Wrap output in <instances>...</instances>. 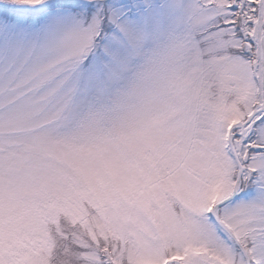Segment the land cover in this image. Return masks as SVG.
Segmentation results:
<instances>
[{
	"label": "snow or ice",
	"instance_id": "snow-or-ice-1",
	"mask_svg": "<svg viewBox=\"0 0 264 264\" xmlns=\"http://www.w3.org/2000/svg\"><path fill=\"white\" fill-rule=\"evenodd\" d=\"M0 264H264V0H0Z\"/></svg>",
	"mask_w": 264,
	"mask_h": 264
}]
</instances>
